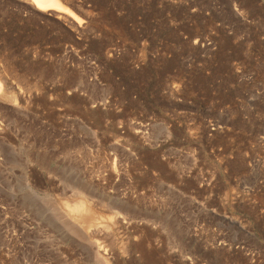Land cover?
I'll use <instances>...</instances> for the list:
<instances>
[{
  "label": "rangeland",
  "instance_id": "1",
  "mask_svg": "<svg viewBox=\"0 0 264 264\" xmlns=\"http://www.w3.org/2000/svg\"><path fill=\"white\" fill-rule=\"evenodd\" d=\"M17 2L0 264H264V0Z\"/></svg>",
  "mask_w": 264,
  "mask_h": 264
},
{
  "label": "bare ground",
  "instance_id": "2",
  "mask_svg": "<svg viewBox=\"0 0 264 264\" xmlns=\"http://www.w3.org/2000/svg\"><path fill=\"white\" fill-rule=\"evenodd\" d=\"M15 2L16 1H18V2H20V6H21V3H28L29 4V7L30 6H32V8L37 12V11H40V12H42V14H44V13H49V12H52L54 15H58V14H60V13H62V14H64L63 16H64V18H65V14L67 13V14H72L71 12H70V10L68 9V7H67V5L65 4V0L63 1V0H36V2H34V0H14ZM17 2V3H18ZM25 6V5H24ZM26 6H28V5H26ZM31 8V7H30ZM21 10V9H20ZM12 11V10H11ZM39 13V12H38ZM51 14V13H50ZM49 14V15H50ZM62 14H60V15H62ZM56 15V16H57ZM40 16V15H39ZM45 16H48V15H46L45 14ZM63 16L62 17H60V19L61 18H63ZM53 17V16H52ZM71 17V16H70ZM58 19H59V17H58ZM66 19V18H65ZM66 21V20H65ZM79 25H80V23H79ZM1 55V54H0ZM1 57V56H0ZM4 57L2 56V59H3ZM1 59V58H0ZM2 59L0 60V104L1 103H6V102H8V101H12V104H13V106H11V107H15V109H21V108H19L20 107V102L22 101L21 99H24V96H22V94H23V91H25L24 89H23V91H22V88H21V86H19V84L17 85L16 84V81L14 80V78H13V76H12V71H14L13 73H17V72H15V70H13V69H16V68H14L13 67V69L11 70V72L8 70L9 68L8 67H6L7 66V64H6V66L4 65V63L2 62ZM7 59V58H6ZM6 59H4V60H6ZM3 60V61H4ZM7 63L9 62V61H6ZM10 64V63H9ZM9 66V65H8ZM30 66V65H29ZM50 66V65H49ZM10 67V66H9ZM60 67V66H59ZM12 68V67H11ZM10 68V69H11ZM32 70V69H31ZM28 71V70H27ZM30 71V70H29ZM34 71V70H33ZM30 72H32V71H30ZM61 72H63V70L61 71ZM61 72H59V73H61ZM38 73V72H37ZM21 74V73H20ZM41 74V73H40ZM62 74V73H61ZM16 75V74H15ZM14 75V77H16ZM18 75V74H17ZM22 75V74H21ZM20 75V76H21ZM30 75H31V73H30ZM37 75V74H36ZM64 75V73L62 74V76ZM33 75H31V77H32ZM61 76V75H60ZM30 77V78H31ZM57 77V76H56ZM17 79V78H16ZM33 79V78H32ZM60 79V78H59ZM58 79V80H59ZM64 79V78H63ZM34 80V79H33ZM32 80V81H33ZM57 80V79H56ZM31 81V80H30ZM60 81V80H59ZM62 81V80H61ZM20 82V81H19ZM18 81H17V83H19ZM21 82L23 83L24 82V80L21 78ZM65 82V81H64ZM27 83V82H26ZM34 83V82H33ZM24 84V83H23ZM32 83H30V85H31ZM38 84H39V82H38ZM50 84V83H49ZM57 85V84H56ZM25 86H26V90H27V86H29L28 84H25ZM48 86V85H47ZM62 87H63V84L61 85ZM60 87V86H59ZM30 88H31V86H30ZM49 88V87H48ZM32 89V88H31ZM35 89V88H34ZM33 89V90H34ZM45 89V88H44ZM44 89H42V90H44ZM60 89V88H59ZM28 90H30V89H28ZM41 90V89H40ZM41 90V91H42ZM47 91H48V89H47ZM51 91V90H50ZM53 91V90H52ZM58 91V90H57ZM60 92V91H59ZM63 92H64V90H63ZM22 93V94H21ZM26 93H27V91H26ZM34 93V92H33ZM44 92L42 91V93L41 94H43ZM48 93V92H47ZM62 93V92H61ZM67 93V92H66ZM31 95H32V93H30ZM29 94V95H30ZM64 94V93H63ZM29 95H27V96H29ZM44 95V94H43ZM51 95V94H50ZM38 96V95H37ZM47 96V95H46ZM22 97V98H21ZM30 97V96H29ZM55 98V97H54ZM58 98V97H57ZM57 98H55V99H57ZM32 101H33V99H32V97L30 98ZM29 99V100H30ZM61 99H62V97H61ZM61 99L59 100L60 102H61ZM30 100V101H31ZM52 100H53V98H52ZM58 100V99H57ZM31 101V102H32ZM33 103V102H32ZM58 103V102H57ZM63 103V102H62ZM22 104H24V102L22 103L21 102V105ZM60 104V103H59ZM9 105V104H8ZM25 105V104H24ZM33 105V104H32ZM27 106V105H26ZM25 106V107H26ZM31 106V105H30ZM6 107V106H5ZM29 107V106H28ZM27 107V109H29ZM59 107V106H58ZM65 107V106H64ZM38 108V107H37ZM54 108H56V107H54ZM61 108L62 109H64L62 106H61ZM5 109V108H4ZM26 109V110H27ZM60 110V111H63V110ZM2 110V112H4L3 111V109H1ZM18 110V111H19ZM12 110H11V108H10V112H11ZM16 112L17 114H15L14 115V119H13V121H12V123L10 124H8V122H7V124H4V122H5V119H3V120H0V163H7V161H6V159H8V158H10L12 155H16L15 154V151H16V147L15 146H13V145H11L12 147H15L16 149H14V148H10V147H7L6 145H5V143L3 142V140H4V132H3V128H7V127H13L14 128V130L15 129H17L18 128V123L16 122V121H19L18 120V118L21 116L22 117V115H24L23 113H22V111L20 112L21 114H19V112ZM60 111H59V113H60ZM64 111H65V109H64ZM1 112V114H0V119H2V113ZM6 112V111H5ZM13 112V111H12ZM25 112V111H24ZM15 113V112H14ZM64 113V112H63ZM5 115H6V113H4ZM7 114H8V112H7ZM62 113H60V115H61ZM11 115V114H10ZM26 115V114H25ZM7 117V116H6ZM8 117H10V116H8ZM25 118H27V116H24ZM23 117V118H24ZM12 118V117H11ZM22 118V119H23ZM8 119V118H7ZM7 121H9V120H7ZM11 121V120H10ZM64 121V120H63ZM20 123H21V119H20ZM25 123V122H24ZM27 123V122H26ZM25 123V124H26ZM64 125V124H63ZM23 127V126H22ZM26 127V126H25ZM28 127V126H27ZM19 128L21 129V126H19ZM24 128V127H23ZM29 128V127H28ZM34 128V127H33ZM26 129V128H25ZM9 130V129H8ZM21 130H23V129H21ZM26 131H28V130H26ZM3 132V133H2ZM11 132H13V131H11ZM20 131H19V129H18V133H19ZM24 132V131H23ZM29 132H30V130H29ZM28 132V133H29ZM32 132V131H31ZM2 133V134H1ZM17 133V130H16V137H17V139H18V137L20 136V137H22L21 135H19ZM25 133V132H24ZM33 133V132H32ZM47 133V132H46ZM26 134H27V132H26ZM25 134V135H26ZM40 134V133H39ZM48 134V133H47ZM2 135V136H1ZM5 136H6V134H5ZM37 136V135H36ZM4 137V138H3ZM28 137V136H27ZM24 139V138H23ZM29 139V138H28ZM63 139H64V137H63ZM7 140V139H6ZM5 140V141H6ZM60 140H62V138L60 139ZM18 142L17 143H19V140H17ZM63 141V140H62ZM20 142H22V141H20ZM24 142V141H23ZM61 143V142H60ZM62 143H64V142H62ZM8 144H10V143H8ZM7 144V145H8ZM20 145V144H19ZM29 145V144H28ZM57 145V144H56ZM64 145V144H63ZM61 146V145H60ZM28 147H30V146H28ZM19 148V147H18ZM23 148V147H22ZM25 148V147H24ZM23 148V149H24ZM27 148V147H26ZM14 149V150H13ZM50 149V148H49ZM58 149V148H57ZM61 149H62V146H61ZM63 149H64V146H63ZM21 149H19V151H20ZM32 150V149H31ZM64 150H66V149H64ZM18 151V150H17ZM26 151V150H25ZM60 152H61V150H60ZM60 152H59V154H60ZM63 152V151H62ZM18 153H20V152H18ZM32 153V152H31ZM62 154V153H61ZM64 154H66V153H63V155ZM60 156H62V155H60ZM14 158V157H13ZM12 158V159H13ZM60 159V157L58 158V160ZM42 160V159H41ZM57 160V159H56ZM47 161V160H46ZM45 161V162H46ZM49 161V160H48ZM63 161V160H62ZM61 161V180L63 179V174H64V161L62 162ZM44 162V163H45ZM53 162V161H52ZM46 165V164H45ZM59 165V164H58ZM47 168V167H46ZM58 176V175H57ZM58 178V177H57ZM60 182H62V181H60ZM61 186V185H60ZM62 187V186H61ZM64 190V189H63ZM33 197V196H32ZM29 198V197H28ZM28 198H27V200H28ZM44 202H47L46 200H44V199H42ZM35 201H37V200H35ZM32 201H31V199H30V203H31ZM42 203V202H41ZM85 203V202H84ZM84 203H83V205L81 206L80 204V206L78 205L77 206V210H75V211H73L74 213H76V216H80V217H83L84 218V220H87L88 222L90 221V222H92L93 220H94V217L96 216H94V213L92 212V211H90L89 209H86L85 208V206H84ZM87 207H88V205H86ZM80 207V208H79ZM90 207H91V205H90ZM68 208V207H67ZM66 208V209H67ZM79 208V209H78ZM69 209V208H68ZM72 210H74V208L73 209H70V213L72 214L73 212H71ZM95 211V210H94ZM70 214V215H71ZM74 216V215H73ZM75 216V217H76ZM78 217H76L75 218V220H77V222H78V220L79 219H77ZM74 219V218H73ZM86 221V222H87ZM85 222V223H86ZM93 224V223H92ZM88 226H91V224L90 225H88Z\"/></svg>",
  "mask_w": 264,
  "mask_h": 264
},
{
  "label": "snow or ice",
  "instance_id": "3",
  "mask_svg": "<svg viewBox=\"0 0 264 264\" xmlns=\"http://www.w3.org/2000/svg\"><path fill=\"white\" fill-rule=\"evenodd\" d=\"M34 2H36V0H34Z\"/></svg>",
  "mask_w": 264,
  "mask_h": 264
}]
</instances>
